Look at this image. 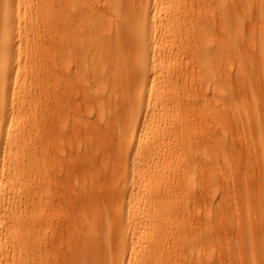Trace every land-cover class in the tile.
<instances>
[{"label":"bare ground","instance_id":"bare-ground-1","mask_svg":"<svg viewBox=\"0 0 264 264\" xmlns=\"http://www.w3.org/2000/svg\"><path fill=\"white\" fill-rule=\"evenodd\" d=\"M48 7L0 0V232L24 226L5 260L23 247L27 264H264V158L242 176L235 157L247 146L208 130L218 108L158 96L195 74L215 92L223 46L241 80L256 75L264 23L247 40L242 27L256 9L264 20L263 2L56 0L54 32L41 25ZM263 123L254 153H264ZM23 203L40 205L41 220ZM64 224L76 232L68 242L55 234Z\"/></svg>","mask_w":264,"mask_h":264},{"label":"rangeland","instance_id":"rangeland-1","mask_svg":"<svg viewBox=\"0 0 264 264\" xmlns=\"http://www.w3.org/2000/svg\"><path fill=\"white\" fill-rule=\"evenodd\" d=\"M258 2H263L264 0H253ZM43 3L48 4V11L43 17L42 23L44 31H52L54 32L56 28V0H43ZM257 11V9H256ZM252 11L248 20L244 22L242 27L243 34L245 36V40L248 38L247 35L250 31L257 32L259 31L260 23H264V20H260L259 14L255 16V13L259 11ZM50 53V61L55 63L56 59V51L54 48L49 49ZM251 51V50H250ZM221 60L219 67V75L220 79H218L219 85L217 90L214 92L211 87L204 89V86H201L202 82L197 79L196 74L192 75L191 78L183 80L182 82H178L174 88L167 89L164 93L159 94V98L161 99H170L172 100L170 104V108H218L219 117L214 120H209V132L211 133L212 138L222 140H234L239 141L244 147L247 146V152L241 153L237 152L235 157L236 162L239 167V172L242 176H251L257 173V171H262L261 163L264 158V153L256 152L254 153V147L252 146V139L255 138V126L258 122H262L264 119V63H256L254 68L256 71V75L252 76V78H248L247 80H241L238 76V66L239 63L235 62L234 59L230 57L229 51L226 47L221 48ZM46 65V61L44 62ZM22 77V76H21ZM30 80L26 77L21 78L19 80V85L24 86L28 85ZM45 85V82L43 83ZM46 85L50 88H54L56 86L55 79H49L46 81ZM184 87V89L181 88ZM248 86L249 90H244V87ZM38 87H40L38 85ZM114 90H109L108 94L110 97H119V94H114ZM45 103L44 95L38 97L36 101V108H43ZM74 108H80V112H83L82 108L84 105L82 103L76 102ZM191 113V112H190ZM183 114V112L179 116V124L182 126V130L189 132L191 121V114ZM182 120V121H181ZM185 120L188 122V129L186 128L184 122ZM236 121V123L234 122ZM264 125V123H263ZM199 129L196 130L198 132ZM38 136H40V127L37 132ZM260 134H264V129L260 132ZM33 137L32 139H34ZM238 144L236 145V148ZM230 155V152H226V156ZM39 163V162H38ZM39 169H41V163L39 164ZM100 165L94 168V171L99 169ZM264 171V170H263ZM72 177L66 176L65 174H61L59 176V180L61 183L66 184ZM227 184V183H226ZM12 204L16 203L17 197L9 200ZM99 204V203H97ZM20 210H23L24 217L27 219L41 220V216L43 213V208L38 205H30V204H22L20 206ZM64 210V216L69 218L71 216L70 213L66 209ZM74 216V215H72ZM85 223H83L85 230L89 227L90 224L87 223L86 219H84ZM15 226H11L10 229H17L18 234H8L7 230L4 232H0L2 241V246L0 247V264H27L26 253L28 257L30 256L29 250H24L22 247L21 257L20 259L15 257V259L5 260V250L9 249L7 247L12 240L9 238L10 236H16L14 238H21L20 234L24 230V226L20 224H14ZM21 232V233H20ZM7 234V235H5ZM61 240L66 242L72 240L76 234L75 230L70 226L61 228L59 232L55 233ZM112 241L116 242L118 239L115 236H112ZM40 238V237H39ZM40 243L42 241L40 240ZM18 248L15 249L17 251ZM35 253L36 250H35ZM37 255V254H36ZM39 264V260L36 262Z\"/></svg>","mask_w":264,"mask_h":264}]
</instances>
